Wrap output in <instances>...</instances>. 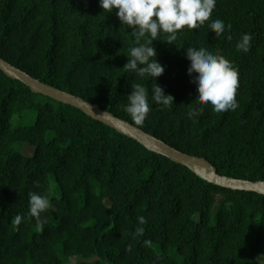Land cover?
I'll return each instance as SVG.
<instances>
[{"label": "trees", "instance_id": "16d2710c", "mask_svg": "<svg viewBox=\"0 0 264 264\" xmlns=\"http://www.w3.org/2000/svg\"><path fill=\"white\" fill-rule=\"evenodd\" d=\"M117 11H103L99 0H0V56L133 125L124 108L139 83L151 111L135 126L223 176L264 181V0H216L198 29L185 27L172 44L161 33L152 46L165 71L155 80L124 67L136 45ZM217 17L232 25L220 37L210 29ZM246 33L251 49L237 52ZM188 47L238 68L235 111L197 104ZM155 83L174 97L171 108L152 100ZM192 107L203 112L189 119ZM33 113V124H13ZM32 192L52 205L42 227L29 217ZM138 226L143 236H134ZM262 255L263 193L209 182L0 69V264H264Z\"/></svg>", "mask_w": 264, "mask_h": 264}, {"label": "clouds", "instance_id": "9594fccd", "mask_svg": "<svg viewBox=\"0 0 264 264\" xmlns=\"http://www.w3.org/2000/svg\"><path fill=\"white\" fill-rule=\"evenodd\" d=\"M99 4L107 13L118 10L116 14L121 24H126L132 29L131 34L136 46L131 48V59L128 58L124 67L139 77L147 76L155 80L164 73L165 68L156 59L157 51L152 46L153 41L164 33L167 37L163 41L172 44L185 27L191 30L198 29L212 17L216 0H99ZM231 28V24L226 25L219 17L211 20L210 29L215 30L216 37L222 36L226 31L230 32ZM228 38L231 39L230 36ZM251 41V34H243L236 44L237 52H249ZM186 58L190 61L188 74L198 89L197 104H211L212 110L216 113L235 111L238 107L236 94L239 87V73L233 62L205 47H188ZM131 87L133 90L127 96L128 103L124 110L135 125L142 126L151 111L148 91L139 83ZM152 91V100L155 103L171 108L174 103L171 94L165 93L156 83ZM202 112V107H192L187 116L192 119ZM50 207L52 205L46 195L36 192L29 194V217L35 218L38 226L42 227L46 223V219L42 218L41 214ZM137 219L139 225L147 223L143 216ZM22 220L23 216L17 214L15 224L19 226ZM144 232L145 228L138 226L134 236H143ZM145 243L150 242L145 241ZM128 250L131 251V248L129 247Z\"/></svg>", "mask_w": 264, "mask_h": 264}, {"label": "water", "instance_id": "95a60500", "mask_svg": "<svg viewBox=\"0 0 264 264\" xmlns=\"http://www.w3.org/2000/svg\"><path fill=\"white\" fill-rule=\"evenodd\" d=\"M0 69L8 76L24 82L33 92L53 97L80 108L94 119L104 122L120 133L140 141L150 150L166 155L174 161L186 165L195 174L209 182L223 187L256 191L264 194V181H250L223 176L219 174L217 168L206 158L184 153L132 123L102 110L97 104H92L83 98L42 82L40 79L35 78L21 68L10 63L2 56H0Z\"/></svg>", "mask_w": 264, "mask_h": 264}, {"label": "rangeland", "instance_id": "374dc122", "mask_svg": "<svg viewBox=\"0 0 264 264\" xmlns=\"http://www.w3.org/2000/svg\"><path fill=\"white\" fill-rule=\"evenodd\" d=\"M36 119V114H30L29 116H26L25 118L21 119L20 117H15L13 118V124L17 125L19 123H24L25 125H31L34 123ZM24 153L27 155H32L35 151L34 147L29 146V145H25L24 147ZM263 259V258H262ZM78 261V259L76 257L72 258L69 264H75ZM264 261V259H263Z\"/></svg>", "mask_w": 264, "mask_h": 264}]
</instances>
